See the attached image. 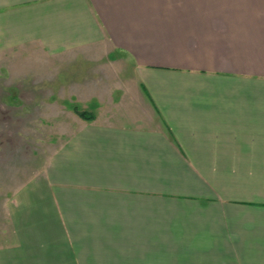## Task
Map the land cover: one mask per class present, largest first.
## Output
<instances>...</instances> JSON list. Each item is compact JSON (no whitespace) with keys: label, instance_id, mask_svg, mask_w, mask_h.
I'll list each match as a JSON object with an SVG mask.
<instances>
[{"label":"crops","instance_id":"obj_1","mask_svg":"<svg viewBox=\"0 0 264 264\" xmlns=\"http://www.w3.org/2000/svg\"><path fill=\"white\" fill-rule=\"evenodd\" d=\"M34 48L133 97L13 193L0 264H264V0H0Z\"/></svg>","mask_w":264,"mask_h":264},{"label":"rangeland","instance_id":"obj_2","mask_svg":"<svg viewBox=\"0 0 264 264\" xmlns=\"http://www.w3.org/2000/svg\"><path fill=\"white\" fill-rule=\"evenodd\" d=\"M34 54L0 57V247L12 240L13 193L43 170L80 122L109 120L120 96L133 97L115 89L119 77L123 83L130 76L122 67L110 72L107 58L47 57L36 48Z\"/></svg>","mask_w":264,"mask_h":264},{"label":"trees","instance_id":"obj_3","mask_svg":"<svg viewBox=\"0 0 264 264\" xmlns=\"http://www.w3.org/2000/svg\"><path fill=\"white\" fill-rule=\"evenodd\" d=\"M80 116L82 117V118H84V119H87V120H89L90 118L89 117H87V115H85L84 113H81L80 114Z\"/></svg>","mask_w":264,"mask_h":264}]
</instances>
